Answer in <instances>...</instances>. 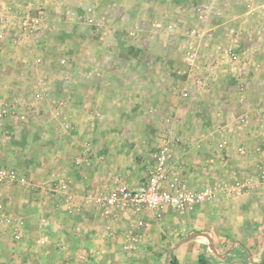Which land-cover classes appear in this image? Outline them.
I'll return each mask as SVG.
<instances>
[{
    "label": "crops",
    "instance_id": "crops-1",
    "mask_svg": "<svg viewBox=\"0 0 264 264\" xmlns=\"http://www.w3.org/2000/svg\"><path fill=\"white\" fill-rule=\"evenodd\" d=\"M114 1L116 4L121 0ZM200 5L207 6L214 16L209 25L197 20L195 7ZM124 6L134 22L140 20L143 24L135 26L136 29L140 27L139 41L135 42L140 43L142 39L150 45L144 49L135 43L139 47L135 55L127 54L129 57L124 59L126 66L128 60L135 57V66H123L125 81L112 82V105L116 104L118 109L113 110L112 115L109 113L108 118L118 124L115 133L127 135L128 126L134 122L152 121L156 135L170 128L186 138L202 136L201 148L186 139L173 147L172 156L184 179L202 181V184L208 181L204 186H218L216 181H222L221 184L226 180L236 181L251 166L258 168V163L264 161V0H253L252 3L249 0H124ZM202 30L206 34L197 36ZM190 40H195L199 46L204 63L219 55V45L234 44L242 58L233 62L224 57L225 63L214 71L217 81L211 88L199 93L195 99L180 100L177 97L181 84L178 71L186 68L185 51ZM120 70L117 65L112 73L120 75ZM133 75L140 77L137 82H131ZM149 105L158 110L148 116ZM246 111L251 121L244 132L238 131L235 127L237 117ZM173 114L179 116L178 121H174ZM224 123L227 124L225 127ZM106 126L96 128V134L104 131L111 138V127ZM50 130L53 132L52 127ZM224 136L228 140L227 151L221 147ZM30 143L32 146V140ZM63 143L56 153L54 149L42 150L43 158L34 156L37 152L32 147L28 152V167H22L21 160L15 159L19 151L0 138L2 163L17 168L22 176H25V169L33 175L40 172L39 176H42L34 185L30 181L0 183V201L5 204V210L33 223L34 231L31 229L30 234L44 237V249L35 250V264H200V257L210 264L215 259L228 262L230 247L237 257L233 264H251L259 258V264H264V227L255 237L251 238L245 232L238 238L229 239L226 236L229 231L223 236V221L216 220L221 215L214 209L202 210L204 207L200 206L185 212L166 209L141 214L124 211L116 218H104L100 207L85 195L86 187L92 185L98 191L123 183L139 184L140 181H135L139 177L135 174L138 163H132V155L139 154L140 150L108 147L113 151L108 149V153L113 154V162L106 158L107 161L100 165L101 157L94 149L92 168L75 167L73 158L81 154L79 142H72V149L68 142ZM239 143L247 148L245 155L237 152ZM6 150L11 151L13 158H6ZM148 160L144 152L140 165H145ZM101 169L105 171L103 175ZM50 173L72 180L75 209L64 202L60 193L40 186L44 178L51 179ZM44 182L54 184L55 181ZM38 189L47 193L39 195ZM56 200L62 201L61 207L57 208L59 211L51 209ZM169 216L172 222L165 225ZM151 220L156 225H152ZM7 226H11L10 223ZM4 228L5 225L0 223V233ZM23 231H28V227ZM28 241L32 242L33 238ZM223 248L225 252L220 251Z\"/></svg>",
    "mask_w": 264,
    "mask_h": 264
},
{
    "label": "rangeland",
    "instance_id": "rangeland-1",
    "mask_svg": "<svg viewBox=\"0 0 264 264\" xmlns=\"http://www.w3.org/2000/svg\"><path fill=\"white\" fill-rule=\"evenodd\" d=\"M114 2L116 1L0 0V123L7 134L1 141H6V145H12L19 151L20 154L15 156V159L21 160L22 167H28V152L32 147L37 153L40 150L37 155L34 153V156L41 157L42 150L54 149L53 152L56 153L61 149V145L65 144L64 141L68 142L69 148L72 147V142L76 141L79 142V151H82L84 142L90 143L101 157L100 165L107 161L106 158L112 161L113 154L108 153V147H126L136 151L138 149L139 154L132 155V163H138L135 174H139V177L135 178V181H144L150 175V163H154L161 139V134L156 135L155 123L134 122L127 128L129 133L121 136L120 132L116 134L114 130L118 124L108 118L109 113L112 115L113 110L118 109L116 104L112 105V82L125 81V76L122 75L123 66L126 64L124 59L129 57L127 54L135 55L139 49L138 44L144 49H148V44L150 45L142 39L140 43L135 42L139 41L140 30V27L136 29L135 26L143 24H140V20L134 22L131 14L125 9L124 0L116 4ZM133 43L134 45H131ZM134 61L135 57L130 58L128 65L124 67L131 65L133 68L136 64ZM117 65L121 69L120 75L112 73ZM132 77L131 82H137V78H140L134 75ZM150 100L156 105L154 99ZM153 105L148 106V116L158 110V107ZM104 125L111 127V138H108L104 131L96 134L95 129ZM142 126L144 127L140 128ZM141 131L143 134L138 135ZM66 134L69 136L61 137ZM30 140L33 142L32 146ZM10 152L7 151L6 158L13 156ZM144 152L149 160L145 165H140ZM124 161L122 163L125 167ZM89 167L92 168V164ZM256 169L251 166L236 181L226 180L222 184V181H216L218 186L215 197L197 206L205 208L207 205L202 210L218 211L221 217L216 220L223 221V236L229 231L226 235L229 239L238 238L245 232L251 238L255 237L259 234V229L264 227V189L261 188L264 183L260 185V181H256L257 186L244 195L224 189L227 183L233 186L246 177H256ZM25 170V177L34 179L31 183L35 184V181L42 178L39 171V174L33 175ZM104 172L101 169L100 174L103 175ZM50 176L51 179L43 180L55 181L54 184L47 182L53 188L66 179L58 173ZM188 182L196 189H202L209 183ZM20 188L26 191L24 187ZM92 188V185L86 187V196L95 191ZM36 191L39 195L47 193L41 189ZM59 203L60 200H56L51 209L59 211L57 208L62 205ZM74 203L72 199L71 209L76 208ZM6 211L4 206L0 213V223L5 225L4 232L0 233V264H35V250L43 248L44 237L30 234L33 223L11 215L9 210ZM3 214L11 217V221H5ZM168 218V221L165 219V225L172 222L171 216ZM72 222L74 223L73 220ZM8 223L11 226H7ZM150 223L156 225L152 220ZM14 224L20 226L19 234L13 232ZM27 227L28 231H23ZM37 230L40 232V229ZM30 238H33L32 242L28 241ZM148 251L150 252L151 248ZM220 251L225 252L226 249ZM144 252L146 250L141 253ZM227 252L231 254L228 262L215 259L210 264H233L237 257L230 249ZM260 261L259 258L251 264H259Z\"/></svg>",
    "mask_w": 264,
    "mask_h": 264
},
{
    "label": "built area",
    "instance_id": "built-area-1",
    "mask_svg": "<svg viewBox=\"0 0 264 264\" xmlns=\"http://www.w3.org/2000/svg\"><path fill=\"white\" fill-rule=\"evenodd\" d=\"M249 2L252 3L253 0H249ZM195 11L197 20L205 24H208L212 17H214L211 11L208 12V8L205 5L196 6ZM204 30L198 31L197 36L203 37L206 34ZM233 43H236L235 40ZM239 51L236 48L234 49V44L226 47L219 45V55L210 58L209 61L204 63L199 46L195 40H190L185 51L186 68L178 71L181 76V84L177 90V97L180 100L195 99L199 93L211 88L215 81H217L214 71L219 65L225 63L224 57H229L233 62L239 61L242 58ZM172 118L174 121L179 120V116L175 114L172 115ZM250 121L249 112H241L237 117L235 127L238 131L244 132ZM226 125V123L223 124L224 127ZM160 134L161 139L154 156L152 170L146 180L135 186L123 183L114 188L104 187L101 190L92 191L87 194V198L93 200L100 207L101 215L104 218H116L124 211H131L133 214L158 213L166 209L185 212L193 210L198 205L208 202L215 197V185H207L202 189H194L183 178L179 172V166L172 156L173 147L184 143L186 139L192 142V145L196 148H201L204 140L202 136L190 139L170 128H165ZM6 135L0 123V138H5ZM227 143L228 140L224 136L221 139V147L224 151H227ZM81 149V154L73 158V165L75 167L90 166L94 159L92 157L93 148L90 143L84 142ZM237 152L240 155H245L247 148L244 144L239 143L237 145ZM258 166L256 177H246L233 184V186L226 184L224 189L240 195L252 189L254 185H257L256 181L264 183V161L262 160L260 164L258 163ZM9 181H30V184L34 185V183H31L32 179L22 176L17 168L0 161V183ZM70 181H72L70 178L63 179L57 185H54L55 188L50 187V184L47 182L40 183V186L51 189L52 192L60 193L64 196V202L71 204L73 195L71 193L72 183ZM3 208L4 206L0 202V213H2ZM3 217L5 221H11V217L5 216V214H3ZM140 224L142 223L140 222ZM12 229L14 233H20L19 225L14 224Z\"/></svg>",
    "mask_w": 264,
    "mask_h": 264
},
{
    "label": "trees",
    "instance_id": "trees-1",
    "mask_svg": "<svg viewBox=\"0 0 264 264\" xmlns=\"http://www.w3.org/2000/svg\"><path fill=\"white\" fill-rule=\"evenodd\" d=\"M200 264H206V260L204 257H200Z\"/></svg>",
    "mask_w": 264,
    "mask_h": 264
}]
</instances>
